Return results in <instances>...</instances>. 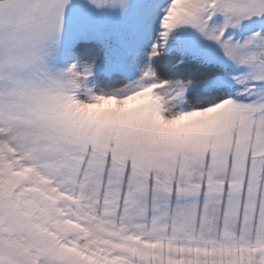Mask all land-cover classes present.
<instances>
[{"label":"snow or ice","instance_id":"1","mask_svg":"<svg viewBox=\"0 0 264 264\" xmlns=\"http://www.w3.org/2000/svg\"><path fill=\"white\" fill-rule=\"evenodd\" d=\"M0 264H264V0H0Z\"/></svg>","mask_w":264,"mask_h":264}]
</instances>
